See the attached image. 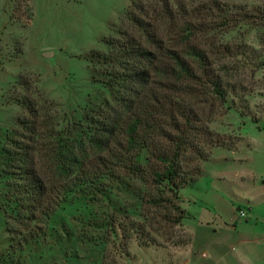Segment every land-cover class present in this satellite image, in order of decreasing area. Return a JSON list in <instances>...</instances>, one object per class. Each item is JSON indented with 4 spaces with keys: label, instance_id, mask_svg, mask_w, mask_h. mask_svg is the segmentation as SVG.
<instances>
[{
    "label": "rangeland",
    "instance_id": "374dc122",
    "mask_svg": "<svg viewBox=\"0 0 264 264\" xmlns=\"http://www.w3.org/2000/svg\"><path fill=\"white\" fill-rule=\"evenodd\" d=\"M164 1L0 0L6 11L0 20V158L6 134L27 117L18 101L30 100L45 115L48 134L64 141L99 127L86 117L113 114L123 95L102 83V65L88 57L107 54V42L119 32L140 38L133 16L151 22L163 14ZM215 1L228 9L264 3ZM216 18L208 19L214 27ZM213 43L261 49L264 56V19L217 27L200 39L204 46ZM253 82L248 116L230 111L210 124L214 140L227 146L205 147L209 159L201 162L200 180L180 191L181 224L174 225L167 211L149 209L139 180L133 191L114 190L101 200L70 198L28 243L7 232L0 208V264H264V240L253 235L263 229L246 227V219L237 220L239 228L232 222L240 197H252L264 210V67ZM3 188L0 178V193ZM258 219L264 225V215Z\"/></svg>",
    "mask_w": 264,
    "mask_h": 264
},
{
    "label": "trees",
    "instance_id": "16d2710c",
    "mask_svg": "<svg viewBox=\"0 0 264 264\" xmlns=\"http://www.w3.org/2000/svg\"><path fill=\"white\" fill-rule=\"evenodd\" d=\"M238 5L165 0L163 14L151 22L133 16L140 38L119 32L107 54L88 57L102 65V83L123 96L113 114L86 117L99 127L80 138L55 139L45 115L30 100L18 101L27 117L6 134L0 158V208L18 243L37 238L70 198L101 200L114 190L133 191L137 180L149 209L167 211L181 224L180 191L200 180L205 147L227 146L214 140L210 124L230 111L251 113L247 92L264 67L261 49L200 44L217 27L264 19V3ZM214 15L217 27L208 22Z\"/></svg>",
    "mask_w": 264,
    "mask_h": 264
},
{
    "label": "crops",
    "instance_id": "0c3cea01",
    "mask_svg": "<svg viewBox=\"0 0 264 264\" xmlns=\"http://www.w3.org/2000/svg\"><path fill=\"white\" fill-rule=\"evenodd\" d=\"M4 3L2 5V7L0 8V20H2L1 15L6 13V11L4 9V6H5ZM1 24H2V22H1ZM261 182H262V185H264V181L262 180ZM256 183H257V180L253 179L252 185L256 186ZM262 188H264V186H262ZM238 204H239V206L236 207L237 216H235L233 218V221H232L233 226L235 228H239V224H238L237 220L246 219L245 220L246 221L245 222L246 227L257 228L259 225L260 229H263V230H259L257 233H254L253 235L256 236L255 239L264 240V225L261 226L262 223H260L259 219H258L260 216L264 215V210L258 208L256 201L252 197L251 198H241L240 197V201L238 202ZM241 212L244 213V216L240 215ZM248 225H250V226H248ZM234 249L235 248L232 247V251Z\"/></svg>",
    "mask_w": 264,
    "mask_h": 264
},
{
    "label": "built area",
    "instance_id": "2783aa9c",
    "mask_svg": "<svg viewBox=\"0 0 264 264\" xmlns=\"http://www.w3.org/2000/svg\"><path fill=\"white\" fill-rule=\"evenodd\" d=\"M240 215H241V216H244V213L241 212ZM184 263H186V262H184Z\"/></svg>",
    "mask_w": 264,
    "mask_h": 264
}]
</instances>
